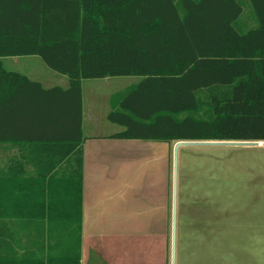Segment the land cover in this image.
<instances>
[{"label":"trees","instance_id":"1","mask_svg":"<svg viewBox=\"0 0 264 264\" xmlns=\"http://www.w3.org/2000/svg\"><path fill=\"white\" fill-rule=\"evenodd\" d=\"M30 56L68 88L4 63ZM114 77L112 139L264 143V0H0V141L40 152L0 167V264H82V84Z\"/></svg>","mask_w":264,"mask_h":264},{"label":"rangeland","instance_id":"2","mask_svg":"<svg viewBox=\"0 0 264 264\" xmlns=\"http://www.w3.org/2000/svg\"><path fill=\"white\" fill-rule=\"evenodd\" d=\"M23 64L30 77L53 72L39 57ZM138 81L114 77L83 85L86 136L123 130L108 121L109 99ZM166 144L167 197L148 205L147 219L133 213L126 221L96 222L101 229L96 234L101 236L93 231L85 235L86 264L110 259L117 264H172L173 214L175 264H264V144ZM133 165L115 174L117 180L153 178L151 171H134ZM116 232L125 234L105 235Z\"/></svg>","mask_w":264,"mask_h":264},{"label":"crops","instance_id":"3","mask_svg":"<svg viewBox=\"0 0 264 264\" xmlns=\"http://www.w3.org/2000/svg\"><path fill=\"white\" fill-rule=\"evenodd\" d=\"M30 57H9L4 59L7 69L25 74L30 79L42 83L45 88L62 87L68 88L69 81L66 76L59 75L55 72L47 74L45 77L37 75V73L28 75L23 62ZM37 78V79H36ZM111 79V78H107ZM100 79V80H107ZM88 80L83 81V85ZM110 100V99H109ZM83 95V121L82 133L86 140L84 147V182H83V249L82 264L85 261V235L89 231L101 230L96 222L103 221H126L132 219L131 214H144V219L148 217V205L158 201L160 203L165 200L168 195L169 182L168 175H165L164 163L169 166L168 145L162 142H146L112 139L114 135H87L85 134V105ZM95 119V116H93ZM11 123V124H10ZM3 133L9 135V139L0 141V167L6 168L17 163L19 169L26 166V157H32L31 143L23 136L26 130L20 123L19 119H12L6 122ZM36 130V128L34 129ZM88 130H93V126L89 124ZM8 132V133H7ZM94 132V131H93ZM92 134V133H91ZM33 157H37L40 153L38 148ZM166 152V153H165ZM133 154V155H132ZM137 156L134 160H127L128 157ZM32 157V158H33ZM134 164V171L152 172L151 179L136 180L132 182H121L117 180L115 174L123 170L125 165ZM14 165L13 167H18ZM30 172L36 171L35 166L28 165ZM24 169V168H23ZM158 172V175L156 173ZM158 177V179H157ZM144 178V176H143ZM160 201V202H159ZM143 205V206H142ZM142 206V207H141ZM123 213L125 215L123 216ZM161 217H159L160 219ZM158 219V220H159ZM164 219V218H163ZM154 220H156L154 218ZM153 220V221H154ZM113 231V230H112ZM117 231H119L117 229ZM150 231L153 230L150 229ZM125 234V233H124ZM119 232L105 234L106 236L124 235ZM95 264H117L115 260L99 261Z\"/></svg>","mask_w":264,"mask_h":264},{"label":"water","instance_id":"4","mask_svg":"<svg viewBox=\"0 0 264 264\" xmlns=\"http://www.w3.org/2000/svg\"><path fill=\"white\" fill-rule=\"evenodd\" d=\"M188 144L261 145V143H257V142L210 141V142H178L176 143V147L180 145H188ZM172 264H175V214H173Z\"/></svg>","mask_w":264,"mask_h":264},{"label":"bare ground","instance_id":"5","mask_svg":"<svg viewBox=\"0 0 264 264\" xmlns=\"http://www.w3.org/2000/svg\"><path fill=\"white\" fill-rule=\"evenodd\" d=\"M262 144H264V143H262Z\"/></svg>","mask_w":264,"mask_h":264}]
</instances>
